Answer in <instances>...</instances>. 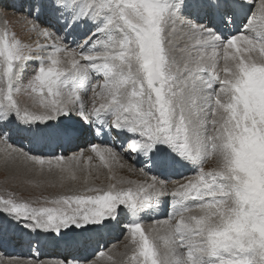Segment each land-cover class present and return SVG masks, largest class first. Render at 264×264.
Wrapping results in <instances>:
<instances>
[{"label":"snow or ice","instance_id":"6c2138e0","mask_svg":"<svg viewBox=\"0 0 264 264\" xmlns=\"http://www.w3.org/2000/svg\"><path fill=\"white\" fill-rule=\"evenodd\" d=\"M4 8L22 13L38 38L33 46L0 32V146L27 166L23 183L77 181L72 163L83 150L45 157L13 146L21 132L40 145L104 137L111 146L88 147L105 167L138 155L148 162L141 181L109 167L115 183L94 187L85 176L83 190L45 197L51 206L9 192L0 196V227L72 232L58 264H79L73 250L122 218L128 264H264V0H17ZM177 35L195 41L183 69ZM28 63L36 67L23 83ZM14 89L39 107H22ZM209 157L216 167L206 170ZM188 164L194 174L171 188L147 170ZM165 198L166 218L146 228L128 221L159 212Z\"/></svg>","mask_w":264,"mask_h":264},{"label":"rangeland","instance_id":"374dc122","mask_svg":"<svg viewBox=\"0 0 264 264\" xmlns=\"http://www.w3.org/2000/svg\"><path fill=\"white\" fill-rule=\"evenodd\" d=\"M14 2H17V0H0V7H3V6L8 7L11 4H13ZM236 25H237L236 22L231 24V27L233 26V28H231V30L233 32L236 31ZM5 27H7L10 34L14 33L16 38L21 40L22 43H25V44L31 43L34 46L35 42L38 39L35 36V34L31 32V26L26 24L23 14L19 13V12H14V10L11 8H4V11L2 13H0V32H2ZM80 36H79V38L83 39V37H80ZM40 42L44 43V41H40ZM177 66L180 67L181 69H183L184 62L183 63L178 62ZM35 67H36L35 64H32V63L27 64V71H26V75H25V79H24L23 83H27V80L31 76L32 69H34ZM93 83H95V81H93ZM28 91H30V89ZM78 92L82 93L83 90L78 89ZM90 94L91 93L89 91L88 96H90ZM14 98L20 103V105L22 107L23 106L36 107V108L39 107L38 104H36L37 106L32 104L33 102H32L31 97L23 90L16 92V90L14 89ZM24 134L25 133L21 132L20 134H18V137L15 136V137H17V142H15V145H17V146H15V147H22L24 150H28V149L32 150V152L35 154H41L42 153L45 157L61 154L60 153L61 150H57V149H54L53 152H50L47 149L45 152L42 151L40 146L37 145L35 147V144L31 143L30 139L27 140V137L23 136ZM117 143H118V141H117ZM57 144H60L62 147H65L66 145L69 144V142H61V143H57ZM106 145L111 146V143H107ZM0 147H1L0 148V152H1L0 153V158H1L0 162H3L2 165H0V166H2V168H0V196H6V194L10 192V193H13L15 195V197L21 202H31L33 204V206H37V207L40 205L51 206L50 204L45 203V197H47L49 200H51L60 194H71V190L72 191L76 190V189L83 190V188L85 186L83 178L85 176L89 177L91 186H94V187H106L109 183H115L114 180H110L109 177H110L111 173L105 167H103V166L98 167L97 166L99 161L96 158H91L90 160H88L89 162L85 164L86 159L84 160V158L82 157L78 163L77 162H75V164L72 163V170L79 177V179L77 181H65V182H63V184L56 182L53 185V184H49L47 182L46 177H37V179L44 180L45 182L40 184L39 186H36L35 184H31V185L24 184L23 179H24L25 175L28 174L27 166L19 165L17 162L14 163V161H13L14 157L6 155L4 153V151L2 150L3 147L2 146H0ZM33 147H35V148H33ZM54 148H55V146H54ZM126 148H127V142H125V149ZM70 153L71 152L66 153V154L63 153V155L65 157H67L70 155ZM2 158H4V159H2ZM123 159H124L125 163L123 162ZM91 161H93L94 163ZM120 162L122 164L126 165V167L131 165L136 170V171H129V173L125 174L127 176L125 179L133 180V178H134L133 181H137V175L140 174L139 169L142 167L143 164L147 163V161H146V162H140L138 165H135V164H133L132 159L129 157H122V160ZM73 165H76V166L73 167ZM203 166L206 170L211 169V168H215L216 167L215 158L209 157L205 161ZM147 170L151 174H155V175L160 176L158 174L159 168H157V167H151L150 166ZM134 172H136V173H134ZM22 173H24V174H22ZM151 174H149V175H151ZM169 174H170L169 171L164 173V174H161L160 178L166 180L167 176H170ZM33 175H34V173H33ZM143 179L144 178L140 179L139 181H141ZM166 182L169 183L171 181L166 180ZM165 199H167V198H165ZM166 207L167 206H165V208ZM167 209L169 210V208H167ZM163 218L164 217H157L155 215L150 216L148 214V217L145 219V221H143L141 219H136L133 217H129L128 221L133 220V222H139V223L142 222L143 223V224L141 223L142 227H148L151 224H153L155 220L163 219ZM124 223H125V220L122 218L121 223L118 225V228L122 224L124 225ZM4 227L7 228L6 225ZM25 229H29V228L28 227L19 228V231L21 232V230H25ZM19 231H17V232L20 233ZM33 231H36V230H33ZM40 232L47 234L49 237H51L53 239L61 238V237L55 235V233L50 235V234L44 232L43 230H41V231L39 230V233ZM119 233L121 234L120 236H118V235L114 236L115 238H117L116 241H111L110 243H105V242L103 243V241H102V243H99V244L97 242L95 246L93 245V250L90 252V255L82 256L78 259H81L82 261H84L83 257H87L89 259L88 261H95V264H128V262L130 261L129 259L131 258V255H132V252H131V249H132L131 245L132 244L128 247H126V246L129 245L127 242H130L128 240H131V238L127 232H122L120 228H119ZM8 236H13V235L9 234L8 232L5 233L3 228L0 227V249H2L4 252L5 251L4 248L10 247V250L12 251V253L10 252L8 254H4L2 251H0V261H2L1 259H9V258L10 259H14V258L20 259L21 257H18L17 253L19 255L20 254L23 255L25 253L28 256L29 255L31 256V254H33V253H36V251L34 252V250H37L36 241L32 240V242H30V243H21L19 245H9L7 242ZM65 236H66V238H73L74 234L72 232L66 231L65 235L63 237H65ZM35 244H36V246H35ZM123 244H126V245H123ZM42 246H43V244H42ZM47 248H48V246H47ZM82 249L80 248V250H78V253H80ZM59 251L60 252L66 251V249L60 248ZM87 251H88V249L85 250L84 254H86ZM111 251H112V253L114 252V254L118 253V255H119L118 258L116 257L115 260L109 259V256L112 254ZM101 252H103L104 254L108 252L109 256L106 259H100L101 256L99 254ZM62 256H63V254H62ZM32 258L39 264H50L51 261H58V260H55V258H50L49 256H46L45 258H43L42 255H38L37 258H34L32 256ZM29 259H31V258H28V260ZM0 264H3V263H0ZM6 264H8V263H6ZM12 264H15V263H12ZM83 264H84V262H83Z\"/></svg>","mask_w":264,"mask_h":264},{"label":"bare ground","instance_id":"6f19581e","mask_svg":"<svg viewBox=\"0 0 264 264\" xmlns=\"http://www.w3.org/2000/svg\"><path fill=\"white\" fill-rule=\"evenodd\" d=\"M235 22L237 23L236 30H238L239 27H240V25H241V23H242V20L239 19V18H237ZM230 28H233V26L231 27V25H230ZM80 37H83V34H81ZM39 39H40V41H43L42 38H39ZM173 39H174V41L178 42V47L176 49H174V54H175V58L177 60V63L178 62H182V63L184 62L185 63V61L189 59L190 53H193V51H194L193 48H192V46L195 44V41L194 40H190L187 37H184L182 35H177ZM180 48H186V51L183 54H181L180 51H179ZM221 54H222V50H221ZM222 68H223V61L221 59L219 61V69H220V75L221 76H223ZM198 76L199 77H203V78H207V74L206 73H198ZM214 86L216 88H219V84L218 83H216ZM79 94L80 95H84L83 92L82 93H79ZM23 133H25L23 135L24 137H30V135H31L30 133H27V132H23ZM16 136L18 137V135H16ZM17 137L14 136V138H13L14 139V142H17ZM91 139L92 138L90 137V135H84V136H81L79 139H76V140H73L72 142H69V144L66 145L65 147H62L60 144H57V143L48 144L47 146L46 145H40V144H37L35 142H31V143L35 144V147L37 145L40 146L41 150L44 151V152L46 151V149L48 151H50V152H53L54 149H57V150H61V152H60L61 154H63V153L66 154V153L71 152L70 155H72L73 152H77V151H80L82 149L83 150V158H84V160L86 159L85 164L88 163L89 162L88 160H90L91 158H96L99 161V163H98L97 166L98 167H100V166L105 167L104 166V162L100 161V159L96 156V154L91 152V150L88 147V145H89V142L101 144V146H107V145H105V143L95 142V141H93V139L91 141ZM27 140H29V139L27 138ZM13 146H17V145L14 144ZM54 146H55V148H54ZM35 147H33V148H35ZM2 159H4V158H2ZM121 160H122V158L120 159V161ZM13 161H14V163L17 162L19 165H24V163L21 160H19L18 158H15L14 157L13 158ZM120 161L119 162H112V163H110L109 167L112 168L113 172L115 173V175L117 177L126 178L127 176L125 174L129 173V170L126 167V165L122 164ZM91 162H93V161H91ZM123 162H124V159H123ZM132 162H133V164L138 165L140 162H146V159L143 156H139L138 155L135 160L132 159ZM0 163H1L0 165H2L3 162H0ZM73 164H75V161L73 162ZM121 165H124V166L121 167ZM75 166L76 165H73V167H75ZM109 167H105V168L109 171ZM0 168H2V166H0ZM193 170H194L193 169V166H191V164H188L186 167H174V168H168V169L159 168V173L158 174L161 176V174H163L164 172L165 173L168 172V171L170 172V174H169L170 176H167L166 180L171 181L169 183L167 182L169 184V187L171 188L172 187V184L174 182H177V181L178 182H184L188 177L192 176L194 174L193 173ZM139 171H140V169H139ZM134 173H136V172H134ZM22 174H24V173H22ZM142 178H144V176H142L141 174H138L137 175V181H139ZM133 180H134V178H133ZM118 186H120V185H118ZM166 201H167V199H165V204L161 206V209L159 210V212L149 213V215L150 216H154L155 215L157 217H164V218H166L168 212L170 211V208H169V210L167 209V207L165 208V206H167ZM147 217H148V214L143 219H141V220L145 221V219ZM129 221L130 222H133V220H129ZM5 225L7 226V228H6L7 229V232L9 234H12L13 235V236H8L7 237V239H8L7 242H8L9 245H19L21 243H30L33 240V241H36L37 250H35L36 253L31 254V256L30 255L28 256L25 253L23 255H21V254L19 255L17 253V256L18 257H21L20 259L19 258H14V259H10V258L9 259H1L2 261H0V263H3V264H6V263H8V264H12V263H15V264H39V263H37L32 258V256L34 258H37L38 255H42L43 258H45L46 256H49L50 258H55V260H58V261H51L50 264H58V262L61 261L63 259V257L69 251L66 243L71 242L75 238V237H73V238H66V236H65V237H61V238H58V239H53V238L49 237L47 234H45V233H42V232L39 233V231H37L38 232L37 233L36 231L30 230V229H25V230H21V232H20L19 231V227H16L15 225H10V224H7L5 222L2 225V227L5 228L4 227ZM123 226L124 225L122 224L119 228L121 229V227H123ZM119 228H118V225L117 224H113L111 227L103 230L102 232H100L98 234H95L92 242L86 248V249H88L89 252L87 251V253L84 254L86 249H84L83 247H81V249L82 248L83 249L81 250L80 253H78V251H76V250H73V253H72L73 256H75L77 258L79 264H83L84 261H82L81 259H78V258H80L82 256H88V255H90V252L93 250V245L95 246L97 242L99 244V243H102V241H103V243L104 242L105 243H110L111 241H116L117 238H115L114 236H116V235L120 236L121 235L119 233ZM17 231H19L20 233H18ZM128 241H130V242H127L129 245H127L126 247H128V246L131 245V240H128ZM42 244H43V246H42ZM123 245H126V244H123ZM47 246H48V248H47ZM60 248H65L66 251H61L60 252L59 251ZM4 250L5 251L3 252V250L0 249V251H2L4 254H8L10 252L12 253V251L10 250V247L9 248H4ZM111 253H112V251H111ZM62 254H63V256H62ZM108 254H109L108 252L105 253L104 256H101L100 259H106L109 256ZM118 256H119L118 253H115L114 254V252H113L109 257H111V260H115L116 257L118 258ZM28 258H31V259L28 260Z\"/></svg>","mask_w":264,"mask_h":264}]
</instances>
